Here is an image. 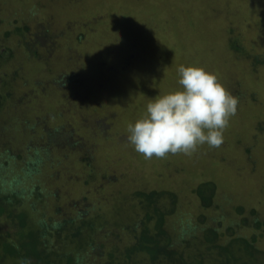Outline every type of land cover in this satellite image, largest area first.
I'll return each mask as SVG.
<instances>
[{
	"label": "rangeland",
	"instance_id": "rangeland-1",
	"mask_svg": "<svg viewBox=\"0 0 264 264\" xmlns=\"http://www.w3.org/2000/svg\"><path fill=\"white\" fill-rule=\"evenodd\" d=\"M0 13V33L6 30L11 35L9 41L1 40L12 53L9 63L18 69H26L24 75L18 77L17 88L22 92L8 98L12 108L6 114L14 112L13 115L28 120L30 125L25 140L15 139L12 133L13 141L5 144L3 139L7 142L5 138L11 134L8 128L18 134L16 118L6 121L8 124L0 131V154L5 158L10 152L26 161L24 153L31 151L26 149L29 141L37 147L42 146L41 151L45 150V143L38 138L46 127V131H51L58 113H82V125L86 124V129L80 130L82 140L75 149V157L83 154L88 155L86 161L97 159L99 175H102L96 181L99 176L93 174L90 188L88 179L84 180L82 174L88 170L75 162L73 151L60 148L49 152L46 164L49 173L43 175L42 182L56 193L53 202L58 205L60 215L51 214V218L58 221L61 217L72 218L83 207L92 211L98 205L101 207L98 211L112 207L115 214L122 215L121 212L127 210L126 204H135L131 190L133 193L136 190H166L178 194L180 210L175 212L170 207L172 215L167 219L179 232L176 226L182 228V215H187L185 219L198 216L199 201L192 186L210 181L216 186L217 197L212 198L211 209L201 211L205 221L220 223L223 231L235 228L238 232L241 220L250 217L252 210L258 213L260 220L264 219V130H256V138L250 137L252 132L255 133L256 123L264 122V0H0ZM111 13H118V24L127 21L135 31L130 36L135 42L130 54H135V59L128 63L130 70L127 72L121 65L127 63L129 55L119 61V39L114 38L103 20L108 22ZM112 21L117 22L115 18ZM39 23L46 25L44 30L40 31ZM25 26L28 31L20 34L17 28ZM231 30L234 31L232 34ZM39 31L42 34H38ZM232 35L239 37L237 45L250 55L243 52L240 56H231L234 64L226 70L231 79L223 77V80L219 74L222 75L225 69L219 73L215 66H204L205 62L198 56L214 60V65L220 61L226 63L225 43ZM35 39L48 44L47 60H43L44 52L39 53V59L29 60L20 54V45L27 48L29 42L30 47ZM126 42L120 39L121 45L127 46ZM196 50L198 52L191 57ZM168 52L176 57L173 66L164 64ZM155 55L160 57L157 67L153 60ZM182 64L203 67L215 74L235 97L240 88L246 90L251 102L243 109L241 121H235L234 116L230 118L220 149L205 144L188 161L181 153L184 156L171 157L169 154L146 162L141 159L142 154L137 153V156L132 152L126 140L127 122L133 113H138L137 119L141 118L150 99L179 89L177 68ZM159 67L161 70L157 71L155 68ZM63 72L77 76L79 86L69 85L65 90L57 91L52 78H58ZM3 76L2 72L0 83ZM38 81L45 85L36 86ZM251 92L255 93V100L250 99ZM106 108L110 110L108 113L117 112L110 117L109 123L117 118L119 111V119L127 123L120 129V144L115 137L106 142V136L110 134L96 135L90 131L95 126L92 120L101 117L98 114ZM136 117H133L134 122ZM84 133L93 136L86 137ZM123 141L129 145H122ZM226 142L233 144L229 152H225ZM98 144L100 146L95 150ZM243 148H249V153ZM82 149H91V153H80ZM167 159L172 161L169 166ZM80 161L84 163V160ZM176 161L181 162L178 167H175ZM109 180L112 183L108 184ZM98 187L100 191H97ZM168 205L172 206L171 202ZM106 230L110 231L109 228ZM249 233L245 228L241 229V234Z\"/></svg>",
	"mask_w": 264,
	"mask_h": 264
},
{
	"label": "trees",
	"instance_id": "trees-1",
	"mask_svg": "<svg viewBox=\"0 0 264 264\" xmlns=\"http://www.w3.org/2000/svg\"><path fill=\"white\" fill-rule=\"evenodd\" d=\"M111 14L108 22L103 20L108 24V29L114 38L119 39L118 47L120 49L118 48L117 52L119 61H123L121 59L126 54L129 55L126 58L127 63L124 62L125 64L121 65L127 72L130 70L128 67L130 60L135 59V54H130L131 51H134L132 45L135 44L130 36L135 31L127 21H123V23L120 21L118 24V13ZM99 16L97 18L100 19ZM113 18L117 21L116 23L112 21ZM40 23L39 29L42 31L46 25ZM17 29L20 34L28 31L27 26ZM40 31L37 33L42 34ZM233 32L231 30L230 34ZM2 38L9 41L11 35L6 30L0 33V54L3 52V55H0V77L2 72L5 76L0 83V131L4 124H8L6 121L11 118L14 117L18 121L15 127L18 128V134L8 128L11 130H8L11 134L5 138L7 142L3 139L5 144H10L13 141L12 133L15 139L25 140L30 126L28 120L13 115L14 112L12 115L6 114L12 108V104L10 106L8 103V98L12 99L14 94L22 92V89L19 91L17 88V85L20 84L18 77L24 75L26 69L24 67L18 69L9 63L12 53H9L4 46L5 41H1ZM121 38L127 41V46L121 45ZM238 40L239 37H235V35L228 36L227 44L225 43L228 52L226 54L227 61L224 64L223 61H220L214 65V60L205 59L201 55L198 58L205 62L204 66L209 64L217 67L216 70H219V73L220 70L225 69L222 75L219 74V78L229 77L231 79V75L226 72L234 64V58L231 56L234 54L240 56L243 52L250 55V52L237 45ZM28 44L29 42L27 48H24L23 44L19 48L20 54L26 56L28 60L30 58L39 59L40 52L45 53L43 60L49 58L48 44L41 43L37 39H35L34 45L29 47ZM197 52V50L192 52L191 57ZM5 54L10 56L5 57ZM170 55L172 58L169 57ZM159 58V55L154 56L156 67ZM175 58L168 52L164 64L168 65L169 63L170 66H173L172 62ZM182 65L191 66L190 64ZM155 69L161 70L160 67ZM68 80L63 73H60L58 78H52L57 91L65 86L74 85L67 82ZM24 84L22 85L24 86ZM44 85L40 81L36 83V86L43 87ZM223 86L225 87L224 84ZM247 96L246 90L240 88L237 96L239 103L234 116L235 121L236 119L242 120L243 109H246L251 102ZM249 97L253 100L256 99L254 92L249 93ZM65 124L63 127L69 133V128H72L73 124L71 123V127ZM256 130H264L263 121L256 123L255 133L250 134L249 132L251 138L252 136L256 138ZM76 135L82 136L80 132ZM55 136V133L51 135L48 143L45 141L46 139H43L44 143H47L44 151H41L42 146L37 147L32 141H29L26 149L31 151L27 154L24 153L26 161H23L21 157L13 156L10 152L5 158L0 154V264H264V248H259V245H264V219L260 220L258 213L252 210L249 213L250 217L241 220L238 225L239 233L235 231V228H226L223 231L219 227L220 223L207 222L202 216L203 214L201 215V211L211 209L212 198L217 197L216 186L210 181L192 186V192L198 196V216H188L185 219L187 215H182L184 218L181 220L182 228L179 225L176 226L180 230L179 232L175 230L173 222H169L167 219L172 215L170 207L175 212L178 211V208L180 210V204L176 198L178 194L166 190H152L147 192L148 194L139 193L142 201H133L135 202L133 206H130L131 202L126 204L127 210L121 212L122 215L115 214L112 207L105 211H98L101 208L98 205L92 211L83 207L75 217H61L60 221L54 220L51 218V214L54 216L56 213L60 216L59 207L53 202L56 193L42 182L43 175L47 174L46 172L49 173V169L46 167L47 157L53 149L67 148L73 151L72 147L69 148L65 145L67 141L64 139V134L61 135L63 139H57V142H55ZM84 136L92 137L87 134ZM78 140L80 139L77 136L72 139L74 145L78 144ZM54 144H60L61 147L58 148ZM230 146L233 148L232 143L226 142L225 152L230 151ZM244 150L247 153L250 151L249 148H243ZM73 152L75 157L76 152ZM87 156L83 157L84 170L90 169V172L93 171L92 177L93 174H97L101 178L97 159L86 161ZM74 157L75 162L79 163V157ZM99 178L96 181H99ZM170 202L172 206L168 205ZM128 206L130 207L128 208ZM108 228L110 231L106 230ZM242 228L248 230L249 235L241 234Z\"/></svg>",
	"mask_w": 264,
	"mask_h": 264
},
{
	"label": "clouds",
	"instance_id": "clouds-1",
	"mask_svg": "<svg viewBox=\"0 0 264 264\" xmlns=\"http://www.w3.org/2000/svg\"><path fill=\"white\" fill-rule=\"evenodd\" d=\"M178 90L150 99L141 118L127 126V142L145 159L182 153L202 145L218 148L239 100L203 67L179 65Z\"/></svg>",
	"mask_w": 264,
	"mask_h": 264
},
{
	"label": "flooded vegetation",
	"instance_id": "flooded-vegetation-1",
	"mask_svg": "<svg viewBox=\"0 0 264 264\" xmlns=\"http://www.w3.org/2000/svg\"><path fill=\"white\" fill-rule=\"evenodd\" d=\"M69 64V63H68ZM66 71V70H65ZM67 72V71H66ZM66 72H63V74L66 76V78H68L69 80L67 81V82H70V83H72V84H74V85H72V86H74V87H76V85H78L79 86V84H80V81L77 79V76H74V75H72L71 73L70 74H67ZM67 87H69V85L68 86H65V87H63V89L65 90V88H67ZM117 108V107H116ZM110 109H112L111 107H110ZM117 110V109H116ZM120 110V109H119ZM118 110V111H119ZM128 110H130V109H128ZM64 111H67V110H63V112ZM107 108H106V110L105 111H103V112H101V114H98L99 116H101V117H97V118H94L92 121H93V123L95 124V126H92L94 129L92 130V129H90V131H91V133H97L96 135H98V134H101V135H107V134H110L109 136H106L107 138H106V142H108V141H110V139L111 138H113V137H115L116 139H117V142H118V144H120V142H119V139H121L122 140V136H121V131H120V129L123 127V124H127L128 123V125L130 124V123H134V120H133V117L134 116H137L136 117V119L138 118V113H133L134 115L133 116H131V120L129 121V122H124V121H122V120H120L119 119V114L121 115V113H120V111H119V113H118V115H117V118L114 120V121H111L110 123H109V119H110V117H113V116H115L116 115V111H113V113H108L110 110H108L107 112ZM96 116H97V114H96ZM68 118H70V119H68ZM43 119H44V117H43ZM82 121H84V119H82V113H80V115H78L77 113H75V112H70V113H65V114H63V113H58V117L57 118H55L54 119V125H53V127L50 129L51 131L50 132H48V131H46L47 130V127L43 130V132H42V135H41V138H38V140H42L43 141V139H46L45 141H47V143H48V139H49V137L51 136V135H53L54 133H55V142H57L58 140L57 139H63V136H61L62 134H64L65 135V137H64V139L67 141V142H65V145H67V147H72L73 149V151H75V149H76V147H78V144H79V142L82 140V138H80V136H78V135H76V133H79L80 132V130L81 131H83L84 129H86L85 128V126H86V124H84V126L82 125ZM67 122V123H66ZM67 124L68 125V127H71V123L73 124L72 126V128H69L70 129V132L68 133V131H67V129H64V127H63V125L64 124ZM69 123V124H68ZM65 124V125H66ZM91 133H84V134H91ZM112 134V135H111ZM75 136H77V138H79L80 140H78V144L76 143V145H74V143L72 142V139L75 137ZM89 136H93V135H89ZM44 142V141H43ZM103 142H104V139H103ZM103 142L101 143V145L103 144ZM106 142H104L105 144H106ZM34 143V142H33ZM47 143H45V145L47 144ZM50 143V142H49ZM121 144H122V142H121ZM49 146H50V144H48ZM55 145V144H54ZM60 144H56L55 146L57 147L58 146V148H60L61 146H59ZM71 145H74V146H71ZM122 145H125V146H128L129 144L128 143H126V142H124L123 141V144ZM47 146V145H46ZM55 146H53V147H55ZM100 146V144H98V146L96 147V149L95 150H97L98 149V147ZM131 147V150H132V152L134 153V152H136L135 150H134V148L132 147V146H130ZM94 150V151H95ZM84 152H87L88 154H90L91 153V149H89V150H86V149H82V151L80 152V153H84ZM78 153V152H77ZM138 152H136V155L138 156V154H137ZM85 154V153H84ZM74 155V154H73ZM170 156L171 157H178V156H184V155H181V153H177V154H170ZM78 157H79V163H81L82 165L81 166H83L84 167V163H82L80 160H84V158L83 157H85V155H83V154H79L78 155ZM192 158V156H186L184 159L186 160V161H188V160H191V158ZM169 158V157H168ZM141 159H143V160H145L146 162H149L150 160L151 161H153L152 159H145L143 156L141 157ZM145 161H143V162H145ZM179 161V160H178ZM176 163V166L175 167H178V165H180V163L181 162H179V163H177V161L175 162ZM170 164H172V161H170V159H167V162H166V165L167 166H169ZM152 166V165H151ZM178 169V168H177ZM93 173V171L92 172H90V169H88V173H84V172H82V174H84V180H86V179H88V182H87V186H89L90 188H91V183H90V180H91V178H92V174ZM102 178V177H101ZM101 178H99V179H101ZM124 179H126V178H124ZM108 184H110V183H112V181L110 182V180L107 182ZM98 186H100V185H98ZM128 188H130V183L128 184ZM96 189V188H95ZM100 189V187H98V189H97V191ZM101 190V189H100ZM99 190V191H100ZM89 191H91L90 189H89ZM96 191V190H95ZM147 192H149V191H141V190H136L134 193L132 192V190H131V192H130V194H132L131 196L132 197H134V199H135V201H142L141 199V197H139V193H146V194H148ZM194 194V193H193ZM195 196H196V199H197V201H198V196L195 194Z\"/></svg>",
	"mask_w": 264,
	"mask_h": 264
}]
</instances>
